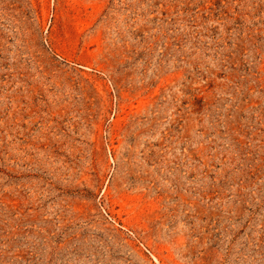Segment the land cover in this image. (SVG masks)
<instances>
[{
    "label": "rangeland",
    "instance_id": "obj_1",
    "mask_svg": "<svg viewBox=\"0 0 264 264\" xmlns=\"http://www.w3.org/2000/svg\"><path fill=\"white\" fill-rule=\"evenodd\" d=\"M0 264H264V0H0Z\"/></svg>",
    "mask_w": 264,
    "mask_h": 264
}]
</instances>
